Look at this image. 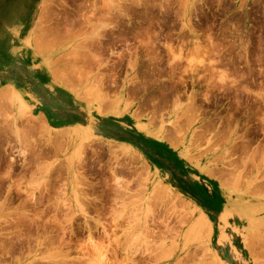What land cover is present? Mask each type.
<instances>
[{
	"label": "rangeland",
	"instance_id": "obj_1",
	"mask_svg": "<svg viewBox=\"0 0 264 264\" xmlns=\"http://www.w3.org/2000/svg\"><path fill=\"white\" fill-rule=\"evenodd\" d=\"M263 241L264 0H0V264Z\"/></svg>",
	"mask_w": 264,
	"mask_h": 264
},
{
	"label": "bare ground",
	"instance_id": "obj_2",
	"mask_svg": "<svg viewBox=\"0 0 264 264\" xmlns=\"http://www.w3.org/2000/svg\"><path fill=\"white\" fill-rule=\"evenodd\" d=\"M201 216V215H200ZM203 219V218H202ZM197 220V219H196ZM206 220V219H205ZM201 223H202V221H201ZM205 223V222H204ZM198 224V223H197ZM201 226H202V224H200ZM199 225V226H200ZM204 225V224H203ZM199 226H197V228L199 227ZM208 226H206V228H207ZM192 228V227H191ZM195 228V227H194ZM203 228V227H202ZM205 228V227H204ZM205 228V229H206ZM203 230V229H202ZM191 231V230H190ZM193 231H196L195 229L193 230ZM208 231V230H207ZM190 233V232H189ZM193 233V232H192ZM262 237V236H261ZM262 239V238H261ZM59 240V239H58ZM250 241V240H249ZM259 242V241H258ZM264 242V241H263ZM60 244V243H59ZM254 244H255V242H254ZM58 245V244H57ZM251 246H253V244H251ZM250 247V246H249ZM253 248V247H252ZM250 249H251V247H250ZM253 251H252V249H251V253H252ZM255 252V251H254Z\"/></svg>",
	"mask_w": 264,
	"mask_h": 264
},
{
	"label": "flooded vegetation",
	"instance_id": "obj_3",
	"mask_svg": "<svg viewBox=\"0 0 264 264\" xmlns=\"http://www.w3.org/2000/svg\"><path fill=\"white\" fill-rule=\"evenodd\" d=\"M138 21V20H137Z\"/></svg>",
	"mask_w": 264,
	"mask_h": 264
}]
</instances>
